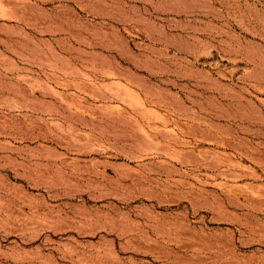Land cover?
Masks as SVG:
<instances>
[{"label":"rangeland","instance_id":"1","mask_svg":"<svg viewBox=\"0 0 264 264\" xmlns=\"http://www.w3.org/2000/svg\"><path fill=\"white\" fill-rule=\"evenodd\" d=\"M0 264H264V0H0Z\"/></svg>","mask_w":264,"mask_h":264}]
</instances>
